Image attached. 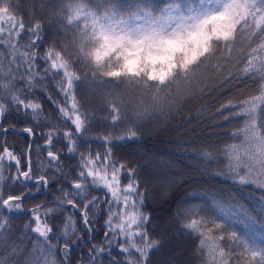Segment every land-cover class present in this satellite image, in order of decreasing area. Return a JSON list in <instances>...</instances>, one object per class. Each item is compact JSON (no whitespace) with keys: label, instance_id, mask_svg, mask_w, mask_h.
I'll use <instances>...</instances> for the list:
<instances>
[{"label":"snow or ice","instance_id":"snow-or-ice-1","mask_svg":"<svg viewBox=\"0 0 264 264\" xmlns=\"http://www.w3.org/2000/svg\"><path fill=\"white\" fill-rule=\"evenodd\" d=\"M18 3L0 0V50L10 48L13 56L7 69L0 64V136L5 137L0 144V237L11 232L8 214L26 211L30 219L23 226L22 237L30 230L37 239L26 255L23 247L14 250V255L23 256L16 264H70L71 249L83 244L85 237L91 243L100 213L106 217L104 240L91 244L87 261L81 258L77 264H153L152 257L168 232L166 225L161 236L153 238L157 225L143 211L144 193L140 192L136 170L114 158L116 144L137 139V131L91 138L101 142L102 153L93 154L91 147L81 150L80 143L87 142L92 123L81 111L83 105L76 93L79 87H109L103 102L112 119L108 127L115 130L127 111L137 122L157 116L167 120L182 110L188 98L211 93L245 76L253 79L259 96L229 100L213 115L217 124L244 121L242 127L229 133L230 139L239 142L218 150L226 171L215 174L259 190L264 206V0H198L196 4L189 0L186 6L170 0L158 13L150 6L137 5L127 14H118L115 5L99 14L84 4L70 3L55 13L63 35L59 42L53 39L43 55V25L37 20L26 26L23 16L17 19ZM24 36L29 39L21 51L19 41ZM49 79L56 80L64 96V102H56V106L66 129L61 133L48 125L47 132L36 133L34 126H25L22 132L32 138L25 165L22 156L7 144V135L14 128H4L3 120L14 108L25 119L31 117L34 124L40 121L42 105L28 97L35 85ZM37 135L44 141L38 155L46 152L47 158L40 168H33L31 150ZM58 137L59 149L55 147ZM78 152L77 164H69L66 171L64 159H75ZM201 155L205 160L216 159L212 152ZM5 167H14L15 172L5 175ZM125 176L126 184L122 182ZM184 179L189 177L176 183ZM54 183L58 194L51 201L25 210L28 197L47 191ZM213 207L218 216L188 205L169 221L179 225L177 234L199 241L196 253L201 264H264V246L230 231L227 224L238 220L251 227L257 223L251 213L218 200ZM65 212L68 215L62 228H54L51 220ZM260 227L264 229V221ZM61 243L62 260L56 257Z\"/></svg>","mask_w":264,"mask_h":264},{"label":"trees","instance_id":"trees-1","mask_svg":"<svg viewBox=\"0 0 264 264\" xmlns=\"http://www.w3.org/2000/svg\"><path fill=\"white\" fill-rule=\"evenodd\" d=\"M169 2L170 0H63L61 3V0H19L15 15L17 19L23 16L26 26H30L37 20L42 23L44 40L41 43L40 54L43 55L44 49L53 39L59 42L60 36L63 35V28L57 22L58 18L55 15L62 6L70 3L84 4L90 10L103 14L106 7L115 5L118 14H127L137 5H146L150 6L153 12L158 13L159 9ZM176 2L186 6L189 0H176ZM191 3L196 4L198 0H191ZM33 15L35 19L30 18ZM5 26L7 27V25ZM72 31L74 32L75 29L73 28ZM28 39V36L20 39L21 51ZM11 59L13 56L10 48L0 50V64L5 69ZM108 90V86L98 89L79 87L76 90L78 101L83 105L81 111L87 113L92 123L89 136L85 138L87 142H81L80 148L84 150L91 147L93 154L97 151L102 153L105 149L101 147V142L91 138L106 134L126 135L129 129L137 131V139L118 142L113 148V152L115 153L114 158L119 163H125L128 167L136 170L140 192L144 193L143 211L151 216L152 224L157 225L155 232L152 233L153 238L160 237L165 226L168 227L163 246L152 257L153 264H164L165 261L173 259L179 261V264H201L199 254L196 253L199 241L177 234L175 229L179 225L170 224L169 221L178 209H183L188 205L200 206L209 215L218 216V210L213 207V202L216 200L225 205L242 206L251 213L257 221L255 225L245 227V224L238 220H230L227 221L229 230L235 231L239 236L249 241H254L257 246H264V229L260 227V222L264 221V206L261 205L259 190L238 185L225 175L215 174L226 171L224 157L218 150L227 144L239 142L230 139L229 133L242 127L244 121L231 120L217 124L213 115L220 104L229 100L239 102L259 96L260 93L256 89L253 79L245 76L239 82L217 87L211 93L188 98L183 103L182 110L167 120L162 116H157L156 119L149 118L137 122L136 116L131 111H127L120 126L115 130L108 127L112 124V119L108 115L107 105L103 102V96ZM50 96L53 99L50 100ZM28 99L41 103L43 116L40 121L34 124L31 117L25 119L18 115L14 108L8 111L3 120L4 128H14V132L10 131L7 135V144L22 156V163L25 165L28 159V144L32 139L22 132L25 126H34L36 133L47 132L48 125L55 126L61 133L66 129L63 118L57 111L56 102H64V96L59 93L56 80L49 79L44 84L35 85ZM67 103L70 105L71 101L69 100ZM58 121L60 122L58 123ZM68 124L70 125V121ZM213 124H217V126L213 128ZM59 140L58 137V142L55 145L57 149L61 148ZM4 141L5 137L0 136V144H3ZM43 144V139L37 135L31 150L33 168H40L42 161L47 158L46 152L38 155V147H42ZM64 152H67L66 148ZM203 152H212L216 159L205 160L201 155ZM78 158L79 152L76 154V158L70 161L62 158L65 170L67 171L69 164L75 166ZM5 164H7L6 161ZM9 171L15 172V168L9 170L5 167L4 174L8 175ZM201 171H204L205 174L201 175ZM183 177H189V179H184L183 183L177 184L176 181ZM122 182L124 184L128 182L127 176ZM65 187H68L67 183H65ZM57 194V184L54 183L47 191L42 189L35 196L28 197L24 202L25 210L36 204H47ZM5 195H7V188H5ZM181 200L186 203H181ZM159 204L162 206L160 207ZM69 211L71 210L69 209ZM67 215L68 213L65 212L52 219L51 223L54 228H62L63 219ZM8 216L11 232L0 237V264H16L18 260L22 261L23 256L14 255V250L23 247L26 255L37 239L36 234L30 233V230L29 235L22 237L23 226L30 219L26 211L10 213ZM105 219L104 213H100L91 243L85 237L83 244L76 245L71 249L70 264H77L81 258L87 261V250L91 244H99L104 240ZM149 228L151 229V225ZM175 244L180 247L175 248ZM62 246L61 243L56 253V257L61 260L63 256L59 249H62ZM173 250L179 253L178 257H174L176 253L173 255ZM113 254H118L117 249H113Z\"/></svg>","mask_w":264,"mask_h":264},{"label":"rangeland","instance_id":"rangeland-1","mask_svg":"<svg viewBox=\"0 0 264 264\" xmlns=\"http://www.w3.org/2000/svg\"><path fill=\"white\" fill-rule=\"evenodd\" d=\"M159 205H160V207L162 206V204H159ZM174 247L177 248V247H180V246H178V244H175ZM175 253H176V251L173 250V255H174ZM180 253H181V251H180ZM178 256H179V253H176V256H174V257H178Z\"/></svg>","mask_w":264,"mask_h":264}]
</instances>
